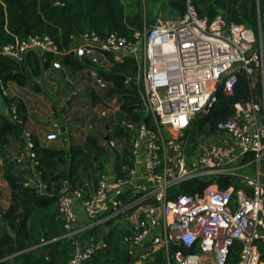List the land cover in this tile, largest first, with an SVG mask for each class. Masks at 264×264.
<instances>
[{
  "label": "built area",
  "instance_id": "obj_1",
  "mask_svg": "<svg viewBox=\"0 0 264 264\" xmlns=\"http://www.w3.org/2000/svg\"><path fill=\"white\" fill-rule=\"evenodd\" d=\"M184 4L181 16L159 17L131 38L115 32L101 36L90 30L72 35L66 50L48 35H28L0 45V55L17 62L23 61L28 51L37 52L42 63L48 62L43 76L65 67L49 55L70 53L84 65L71 72L87 80L89 91L95 94L106 93L111 86L101 71L109 70L112 63L132 57L138 65L137 82L141 83L149 124L124 118L116 121L120 101L116 96L101 98L91 107L94 109L84 127L91 132L104 121L103 133L97 136L100 145L112 151V159L95 182L73 186L65 179L58 188L62 236L71 241L64 264H79L102 244L89 234L91 229L106 231L117 223L128 224L121 232L128 231L127 252L135 262H144L163 250L168 264H224L229 247L238 240L237 264H263L256 243L264 240L262 38H256L243 24L226 22L221 15L212 20L200 17L193 0H184ZM239 74L249 80L250 100L236 102L234 113L216 123V133L211 135L215 139L204 141L199 134L187 151L195 114L206 112L218 82L224 94H231ZM258 78L259 97L252 92ZM77 91L71 86L67 99ZM10 96L7 82L0 76V97ZM5 103L4 116L21 125L22 145L12 159L31 171L24 185L49 195L48 184L36 169L32 132L19 119L16 105ZM117 123L130 132L129 143L115 135ZM61 134L60 126L53 122L44 141H55ZM221 175L245 182L251 193L242 188H220L217 179ZM196 178L210 183L193 194L178 191L182 183ZM2 185L0 176V189Z\"/></svg>",
  "mask_w": 264,
  "mask_h": 264
},
{
  "label": "trees",
  "instance_id": "obj_2",
  "mask_svg": "<svg viewBox=\"0 0 264 264\" xmlns=\"http://www.w3.org/2000/svg\"><path fill=\"white\" fill-rule=\"evenodd\" d=\"M193 3L200 17L212 20L221 15L226 22L251 28L256 38L260 31L264 48V0H193ZM184 11V0H0V45L13 43L28 35H48L60 49L66 50L72 44V35L90 30L101 36L115 32L131 38L135 31L151 26L157 18H176ZM49 57L60 59L70 71H79L84 67L70 53ZM46 67L48 62L42 63L35 51H28L21 62L0 55V76L5 82H14L21 90L29 87L40 91L35 79L42 78ZM101 74L111 86L103 94L87 92L92 105L98 104L101 98L116 96L120 101L116 121L124 118L136 124L142 121L149 124L150 115L145 114L141 99V83L137 82L136 61L128 57L121 63L114 62L109 70L101 71ZM250 90L247 76L239 74L231 94L220 91L208 111L195 114L189 133H216V123L234 113L236 102L250 100ZM252 92L257 97L261 95L259 78ZM4 100L16 105L18 117L24 124L28 118L24 95L18 93V96L5 97ZM20 129L19 123L0 114V152L13 141H19L18 148L22 145ZM114 132L129 143L131 134L123 126L117 123ZM33 142L36 169L48 184L50 194H39L33 186L24 185L31 171L27 169L28 176L25 177L12 157L4 158L2 174L9 197L3 215L0 213V264H64L71 241L62 236L63 222L57 208L58 188L65 179L73 186L84 181L95 182L97 174L105 169L107 157L103 153L107 148L100 145L97 134L92 131L76 143L65 136L61 145L41 142L36 136ZM114 166H118V161ZM95 170L98 172L94 175ZM262 171L264 173V161ZM217 180L220 188L232 187L234 191L242 188L247 194L251 193V188L239 179L221 175ZM209 183L210 180L192 179L182 183L178 191L193 194ZM89 234L96 243L103 245L97 246L79 264L135 262V258L128 254L127 241L116 224L106 231L96 227ZM256 243L264 264V240L259 239ZM240 249L241 243L235 240L229 247L224 264H237ZM142 264H168V260L163 250H158Z\"/></svg>",
  "mask_w": 264,
  "mask_h": 264
},
{
  "label": "rangeland",
  "instance_id": "obj_3",
  "mask_svg": "<svg viewBox=\"0 0 264 264\" xmlns=\"http://www.w3.org/2000/svg\"><path fill=\"white\" fill-rule=\"evenodd\" d=\"M68 77L71 79V74L67 73ZM83 79V78H82ZM39 82V85L41 87L40 91H36L35 89L25 88V96L24 99L26 100L28 104L29 109V123L32 128H37L38 134L43 135L44 133L48 132L51 127L52 119H57L58 122H60L59 117V109L61 106V102L63 101L62 97L64 96V86H65V80L63 76L60 74H54V73H48L47 75H44L43 78H37L36 79ZM83 86V85H82ZM10 89L12 92H14L17 87H14L13 85H10ZM66 87V86H65ZM9 89V92H10ZM67 90L69 88L67 87ZM89 91V89L84 85L81 92L71 99L69 108H68V115L70 116V119H68V135L70 138L69 140H72V142H80L83 140L84 136L88 133H90L86 127H84V121L86 118L90 115V113L93 111L94 108H91L93 105L91 103V100L83 92ZM71 92V88H70ZM27 95V96H26ZM27 97V98H26ZM89 106V107H88ZM91 106V107H90ZM99 106H96L98 108ZM71 108V109H70ZM51 119H49V118ZM62 117V116H61ZM66 118V117H65ZM104 121H100L98 123V126L95 130L92 132H95V134L103 133L102 127H103ZM29 127V128H31ZM31 130V129H30ZM189 133V130H188ZM212 134L206 135V134H200L198 137L204 141H209L215 139L214 136H211ZM193 136V137H192ZM197 135H195L194 132L189 133L188 136V142L186 146V150L190 151L192 149V139L196 138ZM7 147V148H6ZM4 148V151L11 154V147L6 146ZM112 152V151H111ZM103 155L107 157V160H105V163H109L112 159V155L110 153V150L107 148H104ZM111 155V156H110ZM107 161V162H106ZM98 172V170H95L94 175ZM1 173V172H0ZM1 176V174H0ZM0 192L2 193V199L7 190L5 187H2ZM6 206V202L3 200V202H0V210L4 209ZM116 226L119 229H124L128 227L127 223H117ZM207 264H211L210 262H207Z\"/></svg>",
  "mask_w": 264,
  "mask_h": 264
},
{
  "label": "crops",
  "instance_id": "obj_4",
  "mask_svg": "<svg viewBox=\"0 0 264 264\" xmlns=\"http://www.w3.org/2000/svg\"><path fill=\"white\" fill-rule=\"evenodd\" d=\"M59 72H60V74L63 76V78H64V80H65V86H64V96L62 97V99H63V101L61 102L62 104H61V106H62V108L60 107V109H59V113L58 114H60V117H59V120H60V122H58L57 121V119L58 118H56V120L55 119H52V123L53 122H56L59 126H60V129H61V132H62V134L59 136V138L57 139V140H55V141H51V142H46V141H44V135H45V133L43 134V135H40V134H38V132L39 131H37V128H32L30 125L28 126V121H29V118H27V120H26V122H25V125H26V127H28V129L32 132V135H33V137L34 136H36L41 142L42 141H44V142H46L47 144H53V145H61L62 144V137L63 136H65L66 138H70V136L68 135V130H69V127H68V119H70V116L68 115V108H69V105H70V102H71V99H73L74 97H76L80 92H81V90L83 89V87H84V85H86V87L88 88V83H87V80H84V78L83 77H78V76H75L74 75V73H72L69 69H67L66 67H63V70H49L48 72H47V74L48 73H54V74H59ZM66 75V77L64 76V74ZM67 73H69V74H71V76H72V78L70 79L69 77H68V75H67ZM46 74V75H47ZM44 76L42 75V78H43ZM83 78V79H82ZM66 79H69V81H66ZM36 80V79H35ZM38 82V81H37ZM39 83V82H38ZM7 85H8V88L10 89L11 87H10V85H13L14 87H17V89L14 91V92H12V90L10 89V95L11 96H18V93H20V94H23L24 96H25V91L24 90H21L14 82H7ZM76 86L77 88H78V91H77V93L75 94V95H73L69 100L67 99V97L70 95V88H71V86ZM83 85V86H82ZM40 86V85H39ZM67 87L69 88V90H67ZM27 88H29V87H27ZM41 88V87H40ZM31 89V88H30ZM89 89V88H88ZM83 92L85 93V94H87V92H90V91H85V90H83ZM27 96V95H26ZM27 98V97H26ZM25 100V99H24ZM25 102H26V100H25ZM89 107V106H88ZM91 107V106H90ZM26 108H27V114H29V109H28V104H27V102H26ZM71 109V108H70ZM6 113H7V105H6V103H5V101H4V99L2 98V97H0V114H2V115H6ZM62 116V117H61ZM66 117V118H65ZM49 118V117H48ZM49 119H51V118H49ZM52 123H51V127H50V130H51V128H52ZM29 127H31V128H29ZM49 130V131H50ZM47 133V132H46ZM95 133V132H94ZM193 137V136H192ZM18 146H19V141H17V142H15V141H13V142H11V144L10 145H8V147H11V149H12V151H11V154H9V153H7V152H5L4 150H2L1 152H0V174H1V177H2V180H3V185H2V187H5V189L7 190V192L5 193V195L3 196V199H2V193L0 192V202H3V200L6 202V206L4 207V208H6L7 207V205H8V197H9V190H8V187H7V185H6V182L4 181V179H3V174H2V171H3V161H4V158L5 157H14V155L16 154V152H17V149H18ZM7 148V147H6ZM110 153H111V151H110ZM111 155H112V153H111ZM110 155V156H111ZM17 165V164H16ZM18 167V169L20 170V171H22L23 173H25L24 174V176L25 177H27L28 176V173L26 172V170H27V167H26V164H23V165H17ZM243 172H246V170L245 169H243L242 170ZM248 173H249V171H248ZM1 187V188H2ZM1 190V189H0ZM1 210H4V209H1ZM79 212V216H81V212H80V210H78ZM123 232V231H122ZM143 262H134L133 264H142Z\"/></svg>",
  "mask_w": 264,
  "mask_h": 264
},
{
  "label": "water",
  "instance_id": "obj_5",
  "mask_svg": "<svg viewBox=\"0 0 264 264\" xmlns=\"http://www.w3.org/2000/svg\"><path fill=\"white\" fill-rule=\"evenodd\" d=\"M261 38V33L259 31L258 33V39ZM222 88V83L218 82L215 91L213 92L212 96L210 97V99L208 100L206 106H205V110L208 111L209 108L211 107L212 103L214 102V100L216 99V96L218 95V93L221 91ZM0 213L3 215V210H0ZM123 237L125 240H127L128 237V231H123L122 232ZM100 247L102 246V244L99 245ZM172 246V244L170 245V247ZM46 257L48 258V254H46Z\"/></svg>",
  "mask_w": 264,
  "mask_h": 264
}]
</instances>
